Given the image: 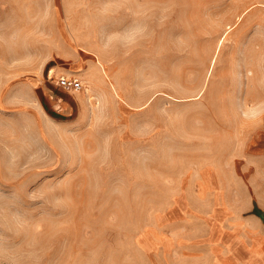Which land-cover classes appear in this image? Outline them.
<instances>
[{
	"label": "rangeland",
	"instance_id": "1",
	"mask_svg": "<svg viewBox=\"0 0 264 264\" xmlns=\"http://www.w3.org/2000/svg\"><path fill=\"white\" fill-rule=\"evenodd\" d=\"M223 200L264 201V0H0V264L179 263Z\"/></svg>",
	"mask_w": 264,
	"mask_h": 264
},
{
	"label": "crops",
	"instance_id": "2",
	"mask_svg": "<svg viewBox=\"0 0 264 264\" xmlns=\"http://www.w3.org/2000/svg\"><path fill=\"white\" fill-rule=\"evenodd\" d=\"M223 201L205 211L184 206L172 264H264V201Z\"/></svg>",
	"mask_w": 264,
	"mask_h": 264
},
{
	"label": "built area",
	"instance_id": "3",
	"mask_svg": "<svg viewBox=\"0 0 264 264\" xmlns=\"http://www.w3.org/2000/svg\"><path fill=\"white\" fill-rule=\"evenodd\" d=\"M57 84L66 91H78L83 87L82 81L75 76L60 75Z\"/></svg>",
	"mask_w": 264,
	"mask_h": 264
}]
</instances>
